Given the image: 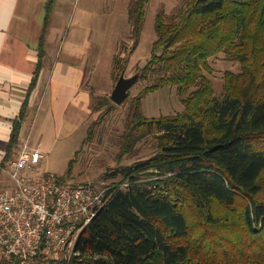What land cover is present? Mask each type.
<instances>
[{
  "label": "trees",
  "instance_id": "16d2710c",
  "mask_svg": "<svg viewBox=\"0 0 264 264\" xmlns=\"http://www.w3.org/2000/svg\"><path fill=\"white\" fill-rule=\"evenodd\" d=\"M150 1L130 3L132 46L122 50V42L113 55L117 75L139 45ZM257 27L263 33L256 48V34L249 38ZM155 30L151 56L135 83L142 89L129 99L118 164L106 172L113 181L103 185L114 187L78 241L83 255L98 258L85 256L81 263L264 264V0H184L175 13L159 9ZM46 33L29 93L44 67ZM229 50L243 70L225 72L219 96L208 75L210 59ZM167 86L187 95L184 109L146 115L145 97ZM91 89V114L98 115L86 140L107 128L118 105ZM27 103L14 125L11 152L19 144ZM150 139L155 149L149 157L123 163ZM8 159L9 152L0 164ZM72 168L61 176L79 184L69 181Z\"/></svg>",
  "mask_w": 264,
  "mask_h": 264
},
{
  "label": "crops",
  "instance_id": "0c3cea01",
  "mask_svg": "<svg viewBox=\"0 0 264 264\" xmlns=\"http://www.w3.org/2000/svg\"><path fill=\"white\" fill-rule=\"evenodd\" d=\"M105 2L0 0V163L8 152V162L16 159L26 143L30 147L41 143L46 154L59 140L73 136L85 124L91 114L93 85L87 87L85 83L86 69L93 70L101 64L89 66L92 60L88 57L98 41ZM51 4L53 8L48 9ZM44 31V67L29 93ZM107 39L102 41L103 47L109 45L104 49V63L109 61L106 56L115 45L109 36ZM90 78L92 81V74ZM26 100L27 118L19 144L11 152L14 125ZM35 129H39L37 134ZM12 186L8 173L1 170L0 190Z\"/></svg>",
  "mask_w": 264,
  "mask_h": 264
},
{
  "label": "rangeland",
  "instance_id": "374dc122",
  "mask_svg": "<svg viewBox=\"0 0 264 264\" xmlns=\"http://www.w3.org/2000/svg\"><path fill=\"white\" fill-rule=\"evenodd\" d=\"M132 0H106L101 10L100 32L98 41H96L95 49L88 57L89 66L99 64L96 69L88 71L85 79L87 87L92 83L95 94H105L111 96V93L117 84L119 77L124 74L131 77L141 73V67H144L150 56L154 40L157 38L155 30L156 15L159 9L164 8L168 14L175 13L178 7L184 4V0H151L147 7V16L141 38L136 51L132 54L130 64L120 75L113 69V55L120 52V44L123 42L124 49H130L132 46V23L129 19V6ZM100 19V18H99ZM261 31L258 27L250 34V41L256 34L258 42L255 43L257 48L262 38ZM115 41L112 47L113 52L106 56V63L103 61L105 57L104 49L107 50L109 45L103 47L102 41ZM230 51V50H229ZM233 53L222 52L210 59L212 71L208 73L211 77L217 95L221 96L224 92L225 72L227 70L239 74L242 72L241 62L234 58ZM98 62V63H97ZM92 74V81L91 76ZM118 76V79H117ZM91 88V86H90ZM142 89V84L134 85L130 90V97L124 103L117 105V108L108 116L103 129H99L98 135L94 136V140H86L88 130L91 123L97 118L98 114H90L85 124L73 136L59 140L50 150L46 152V157L42 160V172H52L64 175L73 165V177L70 182L86 183L94 182L104 183L111 182L113 179L107 176L106 172H110L117 166L116 155L120 151L121 134L124 131V124L127 117L129 102L134 95H137ZM92 91V89H91ZM93 95V93H92ZM175 87H164L156 92L148 94L143 101V109L148 116H159L163 114H176L185 107L183 98ZM112 100V99H111ZM39 129H35V134ZM100 135V136H99ZM101 137V140H99ZM150 143L141 144L142 148L138 154L124 160V164H130L141 158L149 157L154 152L153 140ZM77 151H80L79 155ZM75 159L74 161H72ZM73 163V164H71ZM103 164V165H102ZM124 185V184H123ZM1 189V187H0ZM6 190V189H5ZM196 217H192L195 222ZM0 264L5 262L0 257Z\"/></svg>",
  "mask_w": 264,
  "mask_h": 264
},
{
  "label": "built area",
  "instance_id": "2783aa9c",
  "mask_svg": "<svg viewBox=\"0 0 264 264\" xmlns=\"http://www.w3.org/2000/svg\"><path fill=\"white\" fill-rule=\"evenodd\" d=\"M45 156L41 143H26L16 159L0 164L13 181L11 189L0 190V257L5 264H82L85 256L98 258L83 255L78 241L114 186L71 184L59 174L42 172Z\"/></svg>",
  "mask_w": 264,
  "mask_h": 264
},
{
  "label": "water",
  "instance_id": "95a60500",
  "mask_svg": "<svg viewBox=\"0 0 264 264\" xmlns=\"http://www.w3.org/2000/svg\"><path fill=\"white\" fill-rule=\"evenodd\" d=\"M138 78L139 74H135L131 77H126L122 74L111 93V99L118 105L124 103L128 97L130 89L135 85Z\"/></svg>",
  "mask_w": 264,
  "mask_h": 264
}]
</instances>
